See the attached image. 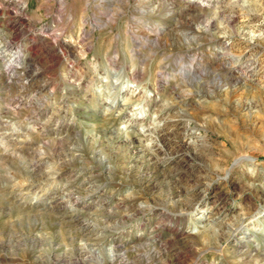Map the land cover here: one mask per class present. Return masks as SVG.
<instances>
[{
  "label": "rangeland",
  "instance_id": "1",
  "mask_svg": "<svg viewBox=\"0 0 264 264\" xmlns=\"http://www.w3.org/2000/svg\"><path fill=\"white\" fill-rule=\"evenodd\" d=\"M6 41L0 264H264V0H0Z\"/></svg>",
  "mask_w": 264,
  "mask_h": 264
},
{
  "label": "bare ground",
  "instance_id": "2",
  "mask_svg": "<svg viewBox=\"0 0 264 264\" xmlns=\"http://www.w3.org/2000/svg\"><path fill=\"white\" fill-rule=\"evenodd\" d=\"M195 0H187V2H189V3H193ZM14 10V9H13ZM7 42V41H6ZM9 43L7 42V43H4L3 44V46L0 48V51H2V52H4V54H5V65H6V69H7V71H11V67H12V63H13V60H14V56H15V52L17 51V48L14 50V52L12 51V53H10L9 51H8V49L10 48L9 47ZM225 47L226 48H229L230 46L227 44V43H225ZM11 50V49H10ZM231 54H233V53H231ZM230 55V54H229ZM234 55V54H233ZM238 55V54H237ZM237 55L235 54L234 56H232L231 58H232V62L234 63V66H236V65H238L237 63H238V58H237ZM245 56H247V55H245ZM229 59V58H228ZM230 62V61H229ZM178 66V65H177ZM255 66H256V64H255V62L253 61H250V63H247V62H245L242 66H241V69H240V72L241 73H243V72H245V73H248V75H250V74H252L253 72H254V69H255ZM234 69V68H233ZM134 90L133 89H131V93L133 94L134 92H133ZM131 95V94H130ZM35 98V97H34ZM43 98V97H42ZM118 98V97H117ZM30 100V99H29ZM35 105V104H34ZM110 105V104H109ZM131 113V112H130ZM174 120V119H173ZM177 123V122H176ZM170 126V125H169ZM176 127V126H175ZM192 132V131H191ZM188 146V145H187ZM189 155V154H188ZM241 156V155H240ZM179 158V157H178ZM240 158H247V159H251L250 157H248L247 155H245V156H242V157H240ZM239 157H238V159H240ZM238 159H236V161L238 160ZM187 165V164H186ZM188 165H189V163H188ZM178 171V170H177ZM69 193V192H68ZM72 194V193H71ZM108 194V193H107ZM70 195V194H69ZM75 195V194H74ZM97 200H98V202H99V204H100V206H102V207H107L108 205H109V203H110V200L107 198V197H102V196H96L95 197ZM63 200V199H62ZM79 199L76 197L75 198V202H77ZM60 201V200H59ZM69 201V200H68ZM71 201V200H70ZM72 202V201H71ZM74 202V203H75ZM61 203V202H60ZM64 203V202H63ZM67 203V202H66ZM51 204V203H50ZM53 205V204H52ZM62 207V206H61ZM64 211V210H63ZM114 212V211H113ZM83 222V221H82ZM110 222V221H109ZM90 224V223H89ZM84 225H86V224H84ZM109 225V224H108ZM80 227V226H79ZM119 227V226H118ZM115 229V228H114ZM107 239H109V238H107ZM112 239V238H111ZM111 239H109V240H111ZM111 242V241H110ZM83 246V245H82ZM92 247V246H91ZM105 252H106V254L107 255H109V257L110 256H112L113 254H114V250H113V248H106L105 249ZM123 254V253H122ZM113 257V256H112ZM111 257V258H112Z\"/></svg>",
  "mask_w": 264,
  "mask_h": 264
}]
</instances>
